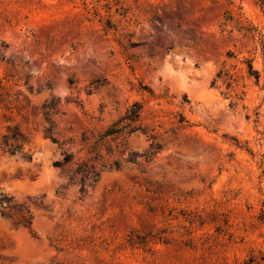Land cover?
Wrapping results in <instances>:
<instances>
[{
    "label": "rangeland",
    "instance_id": "374dc122",
    "mask_svg": "<svg viewBox=\"0 0 264 264\" xmlns=\"http://www.w3.org/2000/svg\"><path fill=\"white\" fill-rule=\"evenodd\" d=\"M0 264H264L257 0H0Z\"/></svg>",
    "mask_w": 264,
    "mask_h": 264
},
{
    "label": "trees",
    "instance_id": "16d2710c",
    "mask_svg": "<svg viewBox=\"0 0 264 264\" xmlns=\"http://www.w3.org/2000/svg\"><path fill=\"white\" fill-rule=\"evenodd\" d=\"M257 5L264 11V0H257ZM248 69L250 74L257 75L258 74L253 71L252 65L248 63ZM141 114V106L138 103H134L131 107L125 112V114L116 122L112 123L108 126L104 131L98 133L97 135L86 136L82 134V141L89 146L90 152H94L95 155L98 154V149L105 146V144L110 141H115L120 133L124 129H128V132H134L138 130L139 127L135 125V123L140 118ZM47 133H51L48 129ZM53 142L57 143L55 138H51ZM157 150L158 148L155 147ZM106 153H111L109 148H106ZM62 159L60 161H56L53 163L55 168L63 169L65 166L70 165L72 163L73 155L70 153L63 152ZM135 156V158H134ZM137 155H129L126 158V162L136 163ZM75 168L68 169L65 174L68 180V184H73L78 186V193L80 195L85 194L87 188L92 187L98 180L99 173L95 169V166L89 164L88 162L76 163ZM115 168H118L117 161L114 162ZM7 201V200H6Z\"/></svg>",
    "mask_w": 264,
    "mask_h": 264
}]
</instances>
